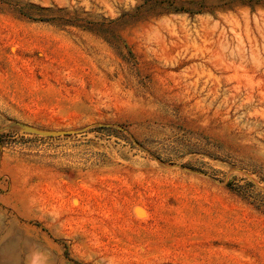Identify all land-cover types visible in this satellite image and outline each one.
Segmentation results:
<instances>
[{
    "label": "rangeland",
    "instance_id": "374dc122",
    "mask_svg": "<svg viewBox=\"0 0 264 264\" xmlns=\"http://www.w3.org/2000/svg\"><path fill=\"white\" fill-rule=\"evenodd\" d=\"M203 1L0 0V264H264V0Z\"/></svg>",
    "mask_w": 264,
    "mask_h": 264
},
{
    "label": "trees",
    "instance_id": "16d2710c",
    "mask_svg": "<svg viewBox=\"0 0 264 264\" xmlns=\"http://www.w3.org/2000/svg\"><path fill=\"white\" fill-rule=\"evenodd\" d=\"M144 5L151 9H168V10L172 9L175 11H186L190 13H199L207 7V5L205 4L203 0H144ZM108 129H110V127L103 125V124L98 126V131H103V130L107 131ZM121 130L125 131L126 129L124 127H121ZM32 133L43 135V136H49V137L55 136L54 134L43 133L37 130L32 131ZM63 134H69V133H63ZM188 138H189V141L193 142L194 144L195 143L200 144L204 142L205 140V143L203 144V146L207 148L206 149L207 152H210L211 153L210 155L213 158L226 161L230 163L231 165H235L233 162H230L231 158H233L231 154L224 151L220 145L216 143H212L210 140H208V138L203 137V136H198V137L190 136ZM1 141L2 140L0 139V143L2 144ZM136 143L140 146H143V144L140 143L139 141H136ZM182 153L187 154L189 153V150H186V151L182 150ZM191 168H194V167H191ZM198 169L202 171L201 168H198ZM237 179L238 177L234 176L232 180L227 183V186L231 188L232 190L238 192L242 196L250 199L252 202H255L256 204L260 206H264V192L257 189L256 184L253 181L245 180L243 183H241L240 181H237Z\"/></svg>",
    "mask_w": 264,
    "mask_h": 264
}]
</instances>
